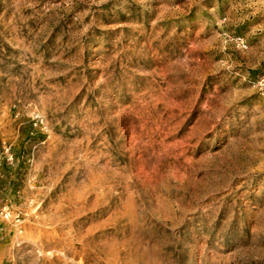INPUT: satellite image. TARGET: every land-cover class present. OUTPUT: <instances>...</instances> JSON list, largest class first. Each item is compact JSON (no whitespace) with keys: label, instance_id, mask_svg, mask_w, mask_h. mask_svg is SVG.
I'll return each instance as SVG.
<instances>
[{"label":"rangeland","instance_id":"obj_1","mask_svg":"<svg viewBox=\"0 0 264 264\" xmlns=\"http://www.w3.org/2000/svg\"><path fill=\"white\" fill-rule=\"evenodd\" d=\"M0 264H264V0H0Z\"/></svg>","mask_w":264,"mask_h":264},{"label":"built area","instance_id":"obj_2","mask_svg":"<svg viewBox=\"0 0 264 264\" xmlns=\"http://www.w3.org/2000/svg\"><path fill=\"white\" fill-rule=\"evenodd\" d=\"M238 40H239L238 42L240 45L246 46V44L242 38H239Z\"/></svg>","mask_w":264,"mask_h":264}]
</instances>
